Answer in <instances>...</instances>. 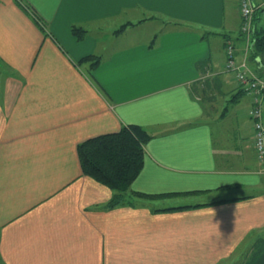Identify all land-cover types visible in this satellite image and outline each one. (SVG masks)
Instances as JSON below:
<instances>
[{
    "label": "crops",
    "instance_id": "0c3cea01",
    "mask_svg": "<svg viewBox=\"0 0 264 264\" xmlns=\"http://www.w3.org/2000/svg\"><path fill=\"white\" fill-rule=\"evenodd\" d=\"M238 3L0 0V264H264V160L226 44L253 76L264 56ZM130 123L151 136L111 206L77 145Z\"/></svg>",
    "mask_w": 264,
    "mask_h": 264
},
{
    "label": "trees",
    "instance_id": "16d2710c",
    "mask_svg": "<svg viewBox=\"0 0 264 264\" xmlns=\"http://www.w3.org/2000/svg\"><path fill=\"white\" fill-rule=\"evenodd\" d=\"M262 12H264V9H259L253 13L252 19L254 22L251 24L250 32L240 33L249 42L252 59L264 56V20L260 17ZM33 14L35 19L40 22L41 27L44 28V23L40 17L34 11ZM70 29L77 39H82L87 33L86 29L80 25H72ZM117 31H120V29ZM229 44L231 43H227L226 47ZM84 61L90 62V67L94 68L100 59L95 54H89L82 57L79 62ZM259 63L262 66L260 77L264 78V58L261 57ZM150 136L149 132L142 126L130 123L123 125L117 131L87 138L77 145V153L83 173L115 190V194L109 202L111 206L122 200L123 192L129 188L131 182L141 170L144 145ZM136 194L149 198L167 195L140 192Z\"/></svg>",
    "mask_w": 264,
    "mask_h": 264
},
{
    "label": "built area",
    "instance_id": "2783aa9c",
    "mask_svg": "<svg viewBox=\"0 0 264 264\" xmlns=\"http://www.w3.org/2000/svg\"><path fill=\"white\" fill-rule=\"evenodd\" d=\"M238 2L242 17V30L250 32L252 16L258 3L255 0H238ZM225 65L227 69L234 72L236 79L252 98L253 106L249 113L254 121V148L257 157L260 160H264V78L251 75L245 61L237 62L235 60L234 48L231 44L226 47Z\"/></svg>",
    "mask_w": 264,
    "mask_h": 264
},
{
    "label": "rangeland",
    "instance_id": "374dc122",
    "mask_svg": "<svg viewBox=\"0 0 264 264\" xmlns=\"http://www.w3.org/2000/svg\"><path fill=\"white\" fill-rule=\"evenodd\" d=\"M261 2V3H260ZM257 3H258V6H257V8H256V10L254 11V13L257 11V10H259V9H264V0H260L259 2L257 1ZM239 4V3H238ZM261 4V5H260ZM239 7V6H238ZM239 13H240V11H239ZM262 13H264V12H262ZM240 16H241V14H240ZM241 21H242V17H241ZM251 22H252V24H253V19L251 20ZM241 24H242V22H241ZM122 26H124V25H122ZM121 26V27H122ZM118 30V29H117ZM242 32H244L243 30H242V27L240 26V33H242ZM217 32H214L213 34H216ZM244 33H246V32H244ZM216 35H222V34H219V33H217ZM222 37V36H221Z\"/></svg>",
    "mask_w": 264,
    "mask_h": 264
}]
</instances>
